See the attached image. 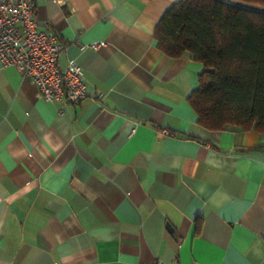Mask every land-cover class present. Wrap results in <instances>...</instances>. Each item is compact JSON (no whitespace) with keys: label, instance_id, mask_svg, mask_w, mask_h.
Here are the masks:
<instances>
[{"label":"crops","instance_id":"0c3cea01","mask_svg":"<svg viewBox=\"0 0 264 264\" xmlns=\"http://www.w3.org/2000/svg\"><path fill=\"white\" fill-rule=\"evenodd\" d=\"M177 1L35 0L92 96L0 63V264H264V131L197 121L203 64L154 36Z\"/></svg>","mask_w":264,"mask_h":264},{"label":"trees","instance_id":"16d2710c","mask_svg":"<svg viewBox=\"0 0 264 264\" xmlns=\"http://www.w3.org/2000/svg\"><path fill=\"white\" fill-rule=\"evenodd\" d=\"M235 1L178 0L154 36L166 55L203 64L188 96L200 124L264 131V0Z\"/></svg>","mask_w":264,"mask_h":264},{"label":"built area","instance_id":"2783aa9c","mask_svg":"<svg viewBox=\"0 0 264 264\" xmlns=\"http://www.w3.org/2000/svg\"><path fill=\"white\" fill-rule=\"evenodd\" d=\"M104 44L94 41L80 46V50ZM64 50L66 45L54 34L39 28L35 0H0V63L18 68L43 100L75 104L92 95L79 63L69 60L65 66L59 65L58 58ZM103 97V93L94 94L95 99ZM139 264L170 263L156 260Z\"/></svg>","mask_w":264,"mask_h":264},{"label":"water","instance_id":"95a60500","mask_svg":"<svg viewBox=\"0 0 264 264\" xmlns=\"http://www.w3.org/2000/svg\"><path fill=\"white\" fill-rule=\"evenodd\" d=\"M230 1V0H229ZM232 2V1H231Z\"/></svg>","mask_w":264,"mask_h":264}]
</instances>
